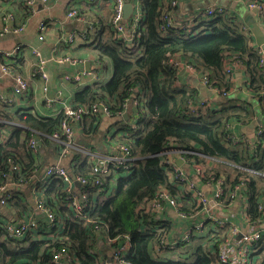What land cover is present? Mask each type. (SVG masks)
Masks as SVG:
<instances>
[{
	"label": "trees",
	"instance_id": "trees-1",
	"mask_svg": "<svg viewBox=\"0 0 264 264\" xmlns=\"http://www.w3.org/2000/svg\"><path fill=\"white\" fill-rule=\"evenodd\" d=\"M18 1L22 9L29 8L25 0ZM139 2L141 19L136 27H132V15L126 21L130 43L117 37L102 41L99 31L92 33V39H98V61L108 60L112 72L103 83L79 89L71 100L72 108L104 101L109 105V117L127 114L129 120L122 121L120 128L122 136L111 142L126 145L134 159L128 168L113 170L101 177L103 186H99V190L91 184L94 180L91 163L83 154L75 150L70 151L74 152L73 155L65 154L71 179L84 177L88 184L75 182L69 192L62 180L52 178L44 186L43 195L46 207L56 215L57 225L40 222L37 229L30 230L22 239H7L6 231L0 227V264H49L53 254L63 248L70 256L68 264H99L100 259L106 261L110 252L127 238L130 244L125 264H216V256L208 241L217 238L218 231L214 233L208 227L193 234L191 243L179 242L171 247L161 244V240L167 235L177 238L169 234L172 222L158 230L156 226L161 222L152 214L141 213V201L153 199L162 189L179 199L183 211L190 212L193 208L188 197H183L181 190L175 187L177 180L171 181L167 176L165 169L171 167L161 163L160 154L171 148L191 150L201 155H186L198 165L204 164L206 157L211 159L213 166L207 169L202 181L207 180L211 172L215 180L224 179V192L219 199L221 204H228V192L243 181L246 217L252 223L262 221L264 130L256 133L253 139L234 140L227 128L232 121L242 124L253 121L257 107L245 97L235 94L229 97L226 93L224 96L218 94L219 99L214 103L208 100L213 107L203 108L200 90L184 83L183 74L179 75L170 62L180 54L198 70L207 73L212 86L220 92H228L233 83L223 73V60L227 53L237 54L242 58L246 88L264 116V74L258 66V50L251 45V38L243 34L244 27L225 12L197 23L191 32L177 31V27L184 23L173 15L178 6L172 7L163 0ZM167 12L173 15L170 23L163 21V13ZM161 32L167 34L166 37H161ZM103 74L106 77V73ZM132 96L139 102L135 109L127 107ZM191 107L196 109L192 111ZM131 114L136 116L134 123L130 122ZM99 116L86 115L80 125L69 119V126L80 130L75 134L76 146L99 148L101 144L104 147L102 137L105 134L97 133L95 126ZM0 119L12 122L5 127L9 131L8 139L0 142L1 192L7 180L1 175L8 172L9 160L14 159L20 168V172L10 176L14 182L30 176L36 179L35 175H40L49 162L58 160L64 146L57 144L52 136L67 117L59 110L56 116L49 117L40 116L32 109L18 112L13 107L0 105ZM30 139L36 140L37 151L43 150V154L29 150L27 142ZM246 169L256 173H249ZM20 191L16 189L12 198L0 206L1 217L4 211L11 213L16 221L24 219L25 214L34 215L29 200ZM74 199L83 204L91 221L89 224L74 216V207L70 205ZM197 240L200 243H196ZM254 264H264V248Z\"/></svg>",
	"mask_w": 264,
	"mask_h": 264
},
{
	"label": "built area",
	"instance_id": "built-area-1",
	"mask_svg": "<svg viewBox=\"0 0 264 264\" xmlns=\"http://www.w3.org/2000/svg\"><path fill=\"white\" fill-rule=\"evenodd\" d=\"M93 1V0H90ZM140 0L131 1L133 12L131 17L132 27H136V24L141 19V12L139 9ZM181 0H163V3L169 4L172 7L178 6ZM51 0H25L26 5L31 8L36 3H40L43 6H47ZM112 2V16L110 20V26L113 32L115 33L118 39H122L124 34L127 33V25L124 22L123 9L126 3V0H111ZM246 7L248 10L254 12L256 16L263 19L262 29L264 31V0H245ZM223 9L221 7H208L203 10L199 14H197L193 21L190 20V25L180 24L177 27V31L185 30L187 32H191L193 28L196 26L198 21L202 19V21H207L213 19L217 13H223ZM78 13L75 9L71 8L67 12V18H77ZM163 21L170 23L172 14L169 12L163 13ZM3 21L5 24L0 29V36H3L4 33H14L19 34L24 31V25L22 23H17L14 25L15 20L14 16L11 13H7L3 16ZM45 22L41 20L38 23L37 30L41 34L38 36L39 41H43L44 37L42 33L44 32V24ZM162 30L163 27L160 26ZM178 34V33H177ZM167 34L161 32V37H166ZM130 43V42H129ZM22 50V45L15 47L11 51H1L0 58H18V54ZM259 52V63L258 66L262 69L264 74V53H262L261 49H258ZM31 53L35 56V69L36 73L41 77V81L43 82L42 90L44 92L48 89V75L45 72V67L48 64L49 60L42 57L37 48L31 49ZM262 54V56H260ZM57 63H69L72 64L74 61H71L68 58H61L56 60ZM171 62V61H170ZM178 71L177 65L174 63ZM237 66H243L241 61V57L237 54H234L231 58V61L224 64L223 73L227 77H231L233 72V68ZM192 71L191 76H195L196 78H200V84L208 89V91L218 95H226L228 92L222 91L220 92L217 87L211 85L209 81V76L207 73L198 70L195 67V70L192 67H189V71ZM84 72H79L77 75H66L64 80L66 82H73L76 84H81L86 77H84ZM182 75V74H180ZM5 76L12 77V86L9 95L0 94V105L13 107L16 103L17 99L22 96V94L28 89L29 81L22 76L21 73L17 72L14 69L13 65L2 64L0 66V80ZM76 79L80 80L77 81ZM264 95V92L262 93ZM44 102L47 106H52L55 103V100L49 99L47 97L44 98ZM64 105H68L64 103ZM62 105V103H61ZM200 105L203 108L213 107L214 104L208 102V100H201ZM69 106V105H68ZM139 107V102L136 98L133 109ZM63 105L59 109L60 112L63 113L64 116L67 117V120H62L60 124V128L56 131L52 139L59 145H63L64 148L62 152L58 156V160L56 162H49L40 173V175H35L36 179L33 180V176H30L29 179L21 178L18 181L14 182L10 179L11 175H14L20 172V168L14 159L8 161V172L6 174L1 175L2 178H7L5 181V185L1 188L0 192V206L3 207L5 205L6 200L12 198V193L16 191H22L25 193L29 191L32 204L34 205V209L39 213L38 217L31 214H25L24 219L20 218L15 221H1L0 216V227L6 231L7 239H22L30 230H35L38 228L40 222H44L49 226L57 225L58 221L56 220V215L46 207L45 205V197L43 195L44 186H46L52 178L60 179L67 187L68 191L71 192L73 183H79L81 185L88 184V181L84 177H76V179H71L69 176L67 169L65 166H61V162H63L62 158L66 157L65 154H68L71 150H75L77 152L82 153L83 157H85L91 163V175L94 176V180L91 182L92 186H96L99 190V186H103L101 177H105L110 174L113 170H118L120 168L126 169L128 168L129 163L134 159L131 156V152L129 148L124 144H108V151L105 154L98 153L89 148H82L80 146L75 145V134L76 131L74 128L69 126V119L72 120L75 124L80 125L84 116L86 115H94V114H104L109 116V105L104 104L103 102L91 105H81L76 108H72L69 106L71 110L65 109L63 110ZM196 108L191 107V110L194 111ZM58 111L55 114H52L49 117L56 116ZM133 118V122L136 120V116L134 114L131 115ZM12 122L6 119H0V142H4L9 137V131L5 129L6 126L11 125ZM133 126V125H132ZM228 130L230 128V124L227 126ZM260 132V130H259ZM258 132V133H259ZM232 139H239L231 134ZM28 148L33 153L43 154V150L37 151L36 140L30 139L27 142ZM199 155L196 152L191 150H179L175 148H171L167 151H163L160 156H162L161 163L171 168L165 169L167 172V176L171 181L177 180L175 183V187L181 190L182 196H187L189 200V204L193 205V208L190 212H185L182 210V203L178 198L173 197L166 190H159L153 199L149 201H141L140 209L141 213H149L155 216L156 221H160L161 223L157 224L156 228L158 230L163 229V225L166 223H171L172 225L178 222H187L183 226H179L180 230L177 231L180 235L175 239L169 237L167 235L165 239L161 240V244L167 245H176L179 242H192V236L195 233H201L204 229L210 227L214 230V233L217 231L219 235L217 238L208 241V245L212 249V253L216 256V264H254L258 262L259 257L261 256L262 250L264 248V213L263 219L259 223H252L246 217V207L245 202V186L244 182L240 181L238 184L234 185L233 188L228 192L227 197L229 198L228 204H221L219 199L223 196V178H218L215 180L213 178V173H209L208 179L202 181L205 176V173L209 167H204L205 165H198L192 160L188 159L186 155ZM85 155V156H84ZM201 156V155H199ZM202 157V156H201ZM207 162H211V159L206 157ZM177 160L181 161V164L178 166L175 162ZM225 168L224 166H221ZM249 173H256L251 170H247ZM192 175V176H191ZM39 184V186H35V184ZM19 184L17 187L16 185ZM31 184V185H30ZM8 188V189H7ZM3 190V191H2ZM20 191V192H21ZM21 192V193H22ZM242 203L244 207H242V215L244 222L240 227L237 224L229 223L226 220L231 216V214L227 211L228 207L237 203ZM73 205L74 216L78 219L84 221L85 224H89L91 221L88 217V214L84 212V206L77 199H74L70 202V205ZM261 208V207H260ZM171 214V216H169ZM39 218L41 220H39ZM99 230V228H98ZM173 227L171 229L170 235H174L172 233ZM176 237V236H175ZM172 239V240H171ZM130 241L127 238L121 245L116 247L110 252L112 258V264H125L124 258L127 256L129 250ZM172 247V246H171ZM93 252V251H92ZM94 253V252H93ZM70 260V256L65 248L55 252L50 260L49 264H68ZM99 264H109L107 260L100 259Z\"/></svg>",
	"mask_w": 264,
	"mask_h": 264
},
{
	"label": "crops",
	"instance_id": "crops-1",
	"mask_svg": "<svg viewBox=\"0 0 264 264\" xmlns=\"http://www.w3.org/2000/svg\"><path fill=\"white\" fill-rule=\"evenodd\" d=\"M18 0H0V29L5 22L3 16L7 13H11L14 16V20L17 23L24 25V31L19 34L4 33L0 36V52L11 51L17 46L22 45V50L18 54V58H0V66L2 64L13 65L19 62L18 66H14L17 72H20L29 81L28 89L20 96L13 106V110L23 112L25 110L32 109L40 116H51L55 114L61 108V102H71L73 95L83 86H78L73 82H66L64 77L66 75H74L81 73L82 71H90L97 65L98 72L106 73L107 80L110 78L112 67L108 60L98 61V39L93 40L91 35L95 31L100 32L101 40L107 41L115 39V33L111 29L110 20L112 16V2L111 0H51L47 6H43L40 3H36L27 10L22 9L19 6ZM208 7H221L225 14L236 19V21L243 26V34L246 37L251 38L252 46L254 49H261L264 53V48H260L255 43V38L252 33V26H258L262 29L263 19L258 18L256 14L246 7L245 0H181L178 4V9L173 15L184 23L189 24L193 21L194 17L207 9ZM75 9L78 13L77 18H67V12L71 9ZM131 17V16H130ZM43 20L44 32L42 33L43 41L38 40L39 30H37L38 23ZM125 20V19H124ZM190 20H192L190 22ZM202 20V19H201ZM128 20H125L126 22ZM263 31V29H262ZM264 33V31H263ZM110 34V38H105L104 35ZM37 48L43 58L49 60L45 67V72L48 75V89L46 92L42 90L43 82L41 77L36 73L35 69V56L31 53V49ZM233 53H227L223 60V67L225 63L231 61ZM262 56V54L260 55ZM68 58L74 63H57V59ZM17 59V60H16ZM242 59V58H241ZM104 67V69H103ZM183 74V73H180ZM182 79L184 83H188L191 87H196L200 90V96L203 100L217 101L219 97L208 91L200 83H197L194 78ZM86 79V78H85ZM85 79L83 85H85ZM230 81L233 83L232 89L228 91L229 97L232 94L240 95L249 99L257 111L256 118L248 124H242V122L232 121L230 122L229 131L235 137L253 139L259 130H264V116L260 113L259 104L253 99L252 94L246 88V74L244 72V66H237L233 68ZM12 86V77L5 76L0 80V94L9 95ZM50 98L55 100L52 106H47L44 102V98ZM61 100V102L59 101ZM130 107V105H129ZM127 115V114H126ZM124 116V115H123ZM121 117H109L105 115L99 116L97 123H95L97 133H104L102 142L104 147L101 146H88L95 152L105 154L108 151V144L112 143L118 136H120V128L126 119ZM130 122H133L130 121ZM258 130V132H257ZM80 130H76V135ZM86 146L89 145L87 142ZM205 159L204 167L211 168L212 161L207 162ZM192 176V175H191ZM29 200L31 205L30 210L34 215L38 216L32 204L29 191L23 193ZM243 204L239 201L230 207L227 211L231 214L226 220L229 223L242 226L243 215L241 213ZM245 208V207H244ZM11 212L15 213L14 210ZM2 222L15 221L13 215L1 213ZM31 216L33 214L31 213ZM171 216V214H169ZM187 222L176 221L172 227L175 236L180 234L177 232L180 230L179 226H183ZM174 238V237H173ZM172 238V239H173ZM171 239V240H172Z\"/></svg>",
	"mask_w": 264,
	"mask_h": 264
},
{
	"label": "rangeland",
	"instance_id": "rangeland-1",
	"mask_svg": "<svg viewBox=\"0 0 264 264\" xmlns=\"http://www.w3.org/2000/svg\"><path fill=\"white\" fill-rule=\"evenodd\" d=\"M202 20L200 19L199 21H198V23L199 22H201ZM104 37L105 38H107V37H109L110 38V34H106V35H104ZM114 38L115 39H117L116 38V36H114ZM120 38H122V39H127L129 42H131V37H130V35H129V31H128V33H126V34H124V36L123 37H120ZM128 45V44H127ZM17 60V59H16ZM171 63L174 65V63L177 65V67H178V74L180 75V73H183V75L181 76L183 79H185V77H188L189 79L191 78V75H192V71L190 70L189 71V67H192V69H194L195 70V65L192 63V62H190V61H188V60H186V59H184L180 54H176V56L174 57V58H172L171 60ZM19 65V62L17 61V63L16 64H14V66H18ZM98 65V64H97ZM97 65H96V67L94 68V69H92V70H90V71H86V72H84V77H86V79H85V85H83V82L81 83V84H76V83H74V84H76V85H78V86H83V87H85V86H88V85H92L93 83H102L103 82V80L105 79V76H104V74L103 73H100V72H98L99 70H98V68L100 67V65L97 67ZM78 73H76L75 75H77ZM187 78V79H188ZM77 81H80V80H78V79H76ZM194 80L197 82V83H200L201 82V79L200 78H194ZM177 84L178 85H180L181 84V82L180 81H178L177 82ZM133 97V100H129L128 101V103H127V107H129V105H130V107H131V109H133V105H134V102H135V100H136V98H134V96H132ZM50 99V98H49ZM60 102H61V100H59ZM104 104L106 103V102H104V101H102ZM62 103V105H63V110H65V109H68V110H71L70 108H69V106H71V102H66V101H64V103H67L68 105H64L63 104V102H61ZM97 103H100V102H97ZM97 103H93V104H97ZM107 104V103H106ZM87 105H91V104H87ZM129 107V108H130ZM125 114L127 113V112H124ZM101 115H104V114H100V116ZM132 115V114H131ZM110 116V115H109ZM133 120V118H132V116H131V121ZM76 131V130H75ZM76 138V137H75ZM87 148H89V147H87ZM90 149V148H89ZM69 154L70 155H73L74 154V152H69ZM57 161V160H56ZM56 161H51V162H56ZM66 162H67V165H68V162H69V160H65ZM88 161V160H87ZM89 162V161H88ZM66 165V166H67ZM66 166H65V168H66ZM196 243H200V241L199 240H197L196 241ZM99 255V254H98ZM110 255V254H109ZM100 256V255H99ZM108 260V259H107ZM113 262H112V258H111V262L109 263V264H112Z\"/></svg>",
	"mask_w": 264,
	"mask_h": 264
},
{
	"label": "water",
	"instance_id": "water-1",
	"mask_svg": "<svg viewBox=\"0 0 264 264\" xmlns=\"http://www.w3.org/2000/svg\"><path fill=\"white\" fill-rule=\"evenodd\" d=\"M132 12H133V7H132L131 2L129 0H126V3L124 5V9H123L124 19L128 20L130 18V16L132 15ZM250 26L252 28V33L254 35L256 45L260 48H264V33H263L262 29L259 28L257 25L256 26L250 25ZM123 117L125 119L127 118L126 115H124ZM84 144H86V143L84 142ZM175 163L179 166L181 164V161L177 160ZM66 165H67L66 161L61 162V166L64 167ZM107 262L108 263L111 262V255L108 256Z\"/></svg>",
	"mask_w": 264,
	"mask_h": 264
},
{
	"label": "clouds",
	"instance_id": "clouds-1",
	"mask_svg": "<svg viewBox=\"0 0 264 264\" xmlns=\"http://www.w3.org/2000/svg\"><path fill=\"white\" fill-rule=\"evenodd\" d=\"M104 76H105V75H104ZM105 79H106V77H105ZM105 79H104V80H105ZM104 80H103V81H104ZM102 83H103V82H102Z\"/></svg>",
	"mask_w": 264,
	"mask_h": 264
}]
</instances>
